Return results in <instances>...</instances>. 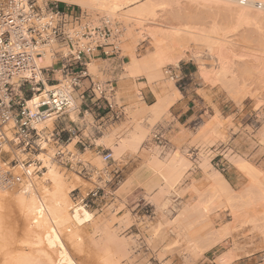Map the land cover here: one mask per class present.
Masks as SVG:
<instances>
[{
	"label": "bare ground",
	"instance_id": "1",
	"mask_svg": "<svg viewBox=\"0 0 264 264\" xmlns=\"http://www.w3.org/2000/svg\"><path fill=\"white\" fill-rule=\"evenodd\" d=\"M38 1L39 3L56 1L59 3L75 5L81 9L107 11V18L109 19H114L115 16L120 15V13L118 14L119 11L128 8V11L121 14L126 20L136 22L137 25H135L139 28L137 29L139 32H135H138L137 35L139 40L142 38L144 39V35L147 33L155 46V50L150 54H146L142 59L136 58L134 54H131L129 74L130 76H144L153 83L157 79L163 77L162 68L164 66L170 64L175 66L179 65V63L187 56V52L191 48V43H200V45H202L201 43L203 42L206 46L209 45L210 49H212L211 54L215 57L216 62V65H214L215 67L213 66L214 72L213 70H209L210 72L212 71V73H210L206 69V71L202 70V75L204 73L207 76L208 72L212 74L210 76L208 73L209 76H207V78L209 80L212 78L211 80L213 84L221 83L222 85L223 83H231L230 85L235 86L234 88L241 91L243 89L241 86L246 85L245 83L248 81L247 76L251 74L252 68L257 67L254 62L264 64V58L258 55H253L254 59L248 61L241 60L238 62L232 60L229 55L231 52L227 49V47L237 48V46L239 49V45L244 43L242 41H255L261 47H264V0H212L213 3L210 1V4L217 5L220 12L229 16V19H227L229 21L225 19L227 15L219 13L221 19L222 16H225L224 19L227 23L225 21L221 22L222 20H220V22H218L219 20H217V22L213 21L217 19L213 18V22L211 23L210 20L208 25L202 24L205 23L204 20L202 23H200L201 21L198 23H196L197 20L194 21L196 14H192L191 11L193 8L179 7L180 2H177L178 0L174 3H169L163 0L164 2L161 4L159 3V6H166L161 12L165 13L163 16L167 15V17H170V19H168L169 17H165L166 20L168 19L171 21V19H174L175 21L181 19V21H186V23H183L180 27L176 26L168 29H165L164 27H162L163 29H160L159 26H162L160 23L154 29L151 26L146 28L148 27L146 23L148 24L149 22V25H157V22L155 23L154 20L158 11L156 9L159 6L156 8L157 4L155 5L153 3L156 0ZM195 2L197 3L198 1ZM203 2L205 3V1ZM205 5H208V7L210 6L209 4ZM213 5H211V7H213ZM202 6H200V8ZM189 9L191 10L189 11ZM199 10L195 9V11ZM202 11L200 10L201 14ZM198 14L201 15L200 13ZM160 20L162 21L164 19ZM128 23L131 24L130 22ZM206 23L208 22L206 21ZM132 27L134 28V25H132ZM131 31H133V29ZM229 34L231 40L232 38H234V40L228 41L230 39L228 38ZM134 39L138 40L137 36ZM241 39L244 40L241 41ZM137 42L138 41L135 43ZM131 50L133 49L131 48ZM230 50L233 51V49ZM189 51L191 53V50ZM262 52H264V50H262ZM199 54L200 53L196 51L193 55L196 59L204 55L200 54V56ZM235 56L238 57V55ZM242 57L245 56L242 55ZM51 62L52 59L48 52L45 64L50 65ZM205 65L207 64H203V66ZM89 67L94 72L97 70V63L93 60ZM229 75H232L230 77L231 79L229 78ZM136 76L133 77L135 78ZM126 77L129 76L126 75ZM205 78L204 80L207 79ZM131 82L123 81L119 84V91L128 97L133 94L134 87ZM171 85L173 86V83H170L167 87L169 88L170 86L171 88ZM47 87L50 88L51 85L47 84ZM44 94L45 93L41 96L36 94L32 101L39 100ZM254 94L255 93L248 92L246 97L250 95L253 98L256 96ZM180 95V92L172 90V88L161 89V91L156 92L157 103L152 107H148L151 116H153L152 118L158 117L160 114L162 115L165 111L167 112L173 103L176 104L177 100H179L180 97L182 98ZM205 98L208 97L206 96ZM256 100L261 101L260 98L259 100ZM255 104L258 105L256 102ZM146 109L147 106L143 105L141 110L146 111ZM76 113L77 111H73L71 114V118L74 120H77L76 115L78 114ZM217 118H219V116H213L209 122H202L203 124L200 129H203L202 131L208 130V127L215 124V119ZM12 126L13 122L4 125L7 142L3 145L2 153L0 155V264H124L125 260H129L128 241L125 238H120L116 230L110 228L108 221H105L107 226L106 230H101L97 226L95 230L86 231L80 225L79 220L74 216V201L71 193L76 189H74L69 182L68 178L70 176L61 169L62 166L59 165L56 158V150L54 147L48 146V150L40 155H30L20 149H16L12 146V140L14 138L13 131L11 130ZM36 127L40 130L46 129L47 131H50L54 127V120L39 123ZM135 129V132L132 134L130 133V137H127L122 141L120 140L121 142L117 145L113 142L114 133H108L99 140L100 142L102 141L105 143V145L107 144L108 147L113 148L115 154H121L126 148L137 153L144 143L147 131L140 126ZM202 131L200 133H202ZM74 143L75 141L70 143L67 151L70 150L72 146H75L73 145ZM157 148L159 147L157 146L156 149ZM90 153L91 152L85 154L80 153L82 160L83 157L89 160ZM157 154L151 152L148 164L151 168L155 170L157 169L156 171L160 172V178L162 179L159 180L166 182L167 188H172L183 179L185 172L188 171L189 161L178 152L170 156L168 159L166 158L167 160H161L159 154ZM32 158L40 161L42 167H35V165L26 167ZM77 158H74L73 160L76 159V161H78ZM10 162H16L19 165L17 168H13ZM235 162L239 171H242V174L245 173V177L249 179V183L247 182L249 186H245L247 188L244 187L239 192L234 191L231 189L228 180L222 174H218V171L211 174L209 173L206 174L204 180L199 181L194 179L191 185L188 186L187 191H190L191 194H193V197L192 199L190 198L191 200L189 199L190 202L188 203V206L186 205V208L201 210L206 213L207 219L210 222H213L216 218L213 212L216 213L220 208L229 207L232 209V215L236 222L243 224L242 226H246L248 223L249 226H251L250 224H253L252 226L255 228L253 230L258 229L262 236L264 235V172L254 167L251 163H247L244 159H238ZM96 163L97 166L102 163L99 157L96 158ZM208 165L210 167L209 163ZM202 167H206L205 163L202 164ZM204 168H202V170ZM76 176L79 177L78 174ZM11 177L16 179L14 183L10 182ZM157 183L158 180L154 179L147 185L151 187ZM123 206L118 207V210L119 208L122 209ZM124 207L126 208V206ZM184 212L186 213V211ZM184 212L180 214V217L178 216L179 222L184 219V215H182L185 214ZM113 216L115 215L113 214ZM128 216V214H125L124 222L126 223H129L130 221L129 218L131 216ZM113 219L116 220L115 217ZM227 225L231 224L229 223ZM227 227L228 226H224L223 229H219L220 232L223 230L221 234L216 233V237L213 240V245L215 247L226 239L225 236H229L231 226H229V228ZM226 244L227 243L224 245ZM234 254V249H229L223 253L221 259L224 261V264H229L234 260Z\"/></svg>",
	"mask_w": 264,
	"mask_h": 264
},
{
	"label": "rangeland",
	"instance_id": "2",
	"mask_svg": "<svg viewBox=\"0 0 264 264\" xmlns=\"http://www.w3.org/2000/svg\"><path fill=\"white\" fill-rule=\"evenodd\" d=\"M164 1L174 3L177 0ZM164 1L156 0L153 3L155 5L157 4V8V6H159ZM195 1L198 2L196 3ZM203 1H205V3ZM210 1L211 3H213L212 0H194V2L193 0H178L177 2H180L179 7L193 8L191 12L193 15L196 14V18L194 20H197L196 23L200 21V23H202L203 20L205 23L202 24L205 25H208L210 23V20L211 23L213 21L217 22V20H219L218 22L222 20L221 22L225 21L227 23V21H229L227 20L229 19V16L225 13L220 12L219 7L217 5L210 4ZM46 2L57 3L60 6L64 4V9L70 8L74 9L75 11H82L85 15H87L88 18L96 23L102 17H108L107 11L81 9L75 5L59 3L56 1ZM205 4H209L210 6L208 7V5ZM199 5L202 7L200 8ZM211 5H213V7H211ZM165 7L166 6H159L156 9L158 11L154 21L155 23L157 22V25H149V22L148 24L146 23V25L148 26L146 28H149L151 26L154 29L160 23L162 24V26H159L160 29L162 27L168 29L176 26L180 27L183 23H186L185 20L181 21V19L175 21L174 19H171V21L168 20L170 19V17L168 16V18L167 15L163 16L165 13H161L163 8ZM124 9L119 11L118 14L120 13V15H122L121 13L124 14V12L128 11V8ZM195 9H200L204 12L202 11L201 14L200 10L195 11ZM190 10L191 9H189V11ZM159 12L161 13V15ZM198 13H200L201 15H199ZM219 13H222V15H227L228 17L224 16L227 21L223 16L221 19V15H219ZM119 16H115L114 19L111 18L112 20H114V22L119 24L121 34L115 43L118 49L121 50L122 58L125 62L122 66L120 76L115 80V83L117 84L116 102L118 103V105L124 106L126 111V119L122 122L110 125L109 127H107V129L103 130L101 134L96 135L97 141L95 143L99 147V149H90L84 152L78 146H72L70 150H66L67 152L72 153V155H75L74 158H80H77L78 161H81L82 165L87 167L88 170L91 171L90 176H87L85 172L81 173L83 166L77 165L76 159L73 160L74 158L72 160L74 162L76 161V164L72 162V164L65 165L59 162V165L62 166L61 169L70 176L68 178L70 184L74 187V189H76L71 193L72 199L74 201V216L79 220L80 225L86 231L95 230L97 226L101 230H106L107 226L105 221H108L110 228L112 230H116L120 238H125L128 241L130 259L125 260L124 264H224L221 256L229 249H234V255L236 257H234V260H232L229 264H264V235L261 236V232H259L258 229L253 230L255 229L252 226L253 224H250L251 226H249L248 223L246 226H242L243 224L236 222L232 215L231 208H220L216 213L213 212L216 217L213 222H210L207 219L206 213L202 212L201 210H196L195 208L188 209V207L186 208V205L188 206V203L190 202L189 199H192L193 197V194H191L190 191L188 192L187 188L188 186H190L194 179L202 181L206 177V174H211L218 171V174H222L228 180L232 190L239 192L245 186H249V179L245 177V173L242 174V171H239L235 162L236 160L244 159L247 163H251L254 167L256 166L264 172V161L258 163V160L261 159L264 153V64L254 62L257 67L252 68L251 74L247 76L248 81L245 83L246 85L241 86L243 88L241 91H238L237 88H234L235 86L230 85L231 83H223L222 85L221 83L213 84L211 80L212 78L209 77L211 78L210 81L207 76L212 73V71L210 72L209 70H213L214 72L213 66L216 65L215 57L211 54L212 49H210V46H206V44L202 42V45H200V43H191V48L189 50H191V53L193 54L197 51L201 55L204 54L205 56H201L199 54L201 56V59L197 58V60L195 56L188 50L187 56L179 63L178 66L172 64L164 66L162 68L163 77L157 79L156 81H154V83L150 82L146 77L141 75H139L141 77L136 75L130 76L129 73L131 65L129 64H131V54H134L136 58L142 59L146 54L152 53L155 50V46L147 33H145L144 39L142 38L139 40V37L137 35L139 32V30L137 29L139 28L136 27L137 24L135 21H128L124 18L123 15L120 17ZM165 17L168 18V21ZM159 18L164 20L161 21ZM213 18L217 19L212 21ZM206 21L208 23H206ZM128 22H130L131 24H129ZM132 25H134V28L132 27ZM131 27L134 33L133 31H131ZM136 36L138 40L134 39ZM228 38L230 39L227 40L230 41V34ZM133 39L135 40V42H138L135 43ZM232 40H234V38H232ZM242 40L244 39H241V41ZM242 42L244 43L240 44L242 47L239 45V49L238 46L237 48L227 47V49H229V51L231 52V54H229L228 51V54L230 55V58L232 60H236L238 62L241 60L248 61L250 59H254L253 55H258L264 58V52H262V50H264V47H261L255 41ZM134 47L136 50L134 49ZM131 48L133 50H131ZM230 49H233V51ZM235 55H238V57H236ZM242 55H244L245 57H242ZM203 64H207L205 65L206 67L203 66ZM181 68L186 71V73L191 75H189L187 79L177 82V79L173 78V74H171V72L173 73L175 70H180ZM89 69L90 74L94 77L95 80H99L102 82L114 80V78H105L103 76V72L98 69V66L97 70L94 72L90 67ZM206 69L210 73L208 72L209 74L207 73V76L203 73V75H205L203 76L202 70L206 71ZM165 71H167L168 73ZM126 75L129 77H126ZM211 75L212 74H210V76ZM133 76L136 77L134 78ZM231 76L229 75V78ZM203 77H206L208 80L206 78L205 79L207 81L204 80ZM116 81L119 82V84L123 81H132L131 83L134 87L133 94L130 97L123 95V93L119 91V84ZM188 81L196 83L194 87L198 89V95H201L204 98L207 96L208 98H205L206 100H210L212 96L220 98V104H231L236 107L238 111L244 110L246 107H250L251 105H253V108L255 106L254 109L257 108L256 110H258V115L254 119L249 121V124H252L251 127H248L247 125L243 127L240 122L233 121L232 118L227 117V114H222L218 106H213L211 104L215 110L214 116H219V118L215 119V124L211 127H208V130L202 131L203 129L200 128L202 127L203 123L209 122L212 119V116L209 113L205 118L201 117L198 121L193 123L194 131L189 133L188 136H186L185 134V129L188 127L177 124L175 129H171L173 131L171 133L169 132L166 136L172 146L170 150L163 151L160 147L156 149V147L158 146L156 144L150 147L146 146L145 143L151 138L152 132L154 131L155 127L159 124H171L173 117L170 113V108L167 112L165 111L164 113H162V115L160 114V116L155 118H152L153 116H151V112L150 109H148V106L146 111H142L141 109L144 104L142 101L141 92L146 89L151 90L153 88L151 91L153 93L155 92L154 96L157 99L156 92L161 91V89L164 90L172 88V90L180 92L184 90L186 86L185 83ZM167 82H170L171 84L173 83V86L171 85V88L170 86L168 88L167 86L170 83L168 84ZM248 92L255 93L254 95L256 96L253 98L250 95V97H246V94ZM259 98L261 99V101L259 100ZM256 99H258L260 103H262L260 104ZM255 102L259 104L256 105ZM151 120H153L154 122ZM90 121L92 122L91 118ZM139 126L143 127L147 131V136L140 148L141 151L139 150L137 151V153L133 152L129 148H126L123 150L125 152L122 151L123 153L121 152V154H115V150L113 152V148L108 147L107 144L105 145V143H103L102 141L100 142L101 138H103L104 135L108 133H114L113 142L115 143V145H117L123 139L130 137V133L132 134L133 132H135V128ZM201 131L202 133H200ZM88 133L90 132H86V135ZM74 141L76 143L77 139H74L72 142ZM75 143L73 145H75ZM220 145H229L233 149V152L229 151L230 155L227 156L229 166L232 167V170L230 171V177L222 170L221 164L223 162L221 161V158L212 161L214 154H211L210 150L212 147L216 148ZM245 145H249L251 148L260 146V151L258 154L251 157L249 156L248 152L239 151ZM103 147L104 149H108V151L112 152L113 161L109 163H105L103 161L102 155L99 153L101 152ZM194 149L198 150L197 159H193V155L191 153V151ZM87 152H91L89 160L84 157L82 160V156L80 155V153L85 154ZM151 152H155L156 154L158 153L161 160H167L170 156L178 152L181 156H183L184 158L186 157V159L189 161L188 171L185 172L183 179L174 187L167 188V183L159 180L162 179L160 178V172L156 171L157 169L155 170L151 168V166H149L148 160L149 157H151ZM97 157H99L102 162L100 165L98 164V166L96 163ZM124 158H127V160H124ZM128 160H131L133 162V165L127 166L129 167V171L127 172L126 161ZM203 162L205 163L207 168L202 167V164H204ZM114 163L118 164L117 169L123 170V172L121 171L122 182L116 190V200L114 202H110V200H108L107 203L103 202L100 207H98L100 204V199L98 200V202H96L95 205L92 204L89 205V207L83 206L80 203V199L85 197L90 191L95 189L97 185L103 186L105 181L110 179V173L116 169L115 166L112 167L110 164ZM208 163L210 164V167ZM10 164L13 168H17L19 165L16 162H10ZM34 165L35 167H42L40 161L36 160L35 158H32L26 167ZM202 168H204V171L202 170ZM194 172H197V174L192 175V173ZM77 174L79 175V177L76 176ZM154 179L158 180L157 184H154L151 187L147 185ZM15 181L16 179L14 177L10 178L11 183H14ZM73 194L79 196L80 199L75 201L73 198ZM130 198L132 199L130 200ZM144 201L149 202L153 206V216L150 219L144 217L146 213L145 209L143 208ZM123 205L126 206V208ZM120 206L123 207L122 209L119 208V211L118 207ZM101 207L102 211L99 210V208ZM117 210L119 211V213ZM184 211H186V213ZM182 212L185 213L182 214L184 215V221L181 220L182 222H179L178 219ZM113 214L115 216H113ZM125 214H128V217L131 216L129 218V223L124 222ZM114 217L116 218V220L113 219ZM229 223L231 225H227ZM224 226H228L227 228L231 226L229 230V236H225L226 239H224L221 244L215 247L213 245V240L216 237V233L221 234L223 232V230L222 232H220L219 229H223ZM225 243L227 244L224 245Z\"/></svg>",
	"mask_w": 264,
	"mask_h": 264
},
{
	"label": "built area",
	"instance_id": "3",
	"mask_svg": "<svg viewBox=\"0 0 264 264\" xmlns=\"http://www.w3.org/2000/svg\"><path fill=\"white\" fill-rule=\"evenodd\" d=\"M120 34L119 24L107 17L96 23L82 11L62 9L57 3L0 0V155L7 142L4 125L9 122H13L12 146L30 155H40L48 146L54 147L58 162L69 165L74 155L66 150L74 139H77L75 146L84 152L99 149L94 140L96 135L120 121L126 113L124 106L116 102L115 81L94 80L89 64L98 52L108 55L119 50L115 42ZM48 52L50 65L45 64ZM43 93L39 100L32 101L36 94ZM89 101L98 111L105 112V121L92 132L94 137L81 135L70 116L82 107L86 108V114ZM49 120H54L51 131L36 127ZM170 131L171 124H159L146 146L156 144L163 151L169 150L171 143L166 136ZM210 151L214 154L212 161L222 159L224 171L229 166L227 156L233 152L232 147L220 145ZM99 153L105 163L113 161L111 151ZM191 153L197 159L198 150ZM77 165L83 166L81 161ZM83 172L90 176L87 167L83 166ZM110 174L103 186L97 185L81 199L73 194L74 200L80 199L85 207L95 205L99 199L98 207L108 200L114 202L122 182L121 171L117 169ZM152 207L144 201V217L153 216Z\"/></svg>",
	"mask_w": 264,
	"mask_h": 264
},
{
	"label": "crops",
	"instance_id": "4",
	"mask_svg": "<svg viewBox=\"0 0 264 264\" xmlns=\"http://www.w3.org/2000/svg\"><path fill=\"white\" fill-rule=\"evenodd\" d=\"M95 61L97 63L98 69H100L103 72V76L105 78H114L113 81L116 80L120 76L121 69L124 62V59L122 58V52L121 50H116V51H110L108 55H105L103 51L98 52L96 54V57L92 59V61ZM91 61V62H92ZM90 65V64H89ZM90 72V69H89ZM174 79L176 78L177 81L180 79H187L189 75L184 71L182 68L180 70H175L173 73ZM92 76V75H91ZM94 79V77L92 76ZM95 80V79H94ZM99 81V80H97ZM111 81V80H108ZM117 82V81H116ZM119 84V82H117ZM88 84V82H86ZM186 86L184 90L180 91L182 98L177 100L176 104L173 103V105L170 107V113L172 114V122H171V129H175L176 125L179 124L181 126L188 127L185 129V134L186 136L189 135L192 131H194L193 128V123L198 121L201 117H206L207 114L209 113L212 117L215 115V110L213 106H218L220 108V112L223 114H227V117H230L233 119V121L240 122L241 125L244 127L247 125L248 127H251L252 124H249V121L254 119L258 115V110H255L253 108V105L250 107H246L244 110L238 111L236 107L233 105H222L220 98H216L214 96L211 97L210 100H206L203 96L198 95L197 93V88L194 87L196 84L195 82H186ZM142 95V101L143 104L152 107L157 103V99L154 96V93L150 89H146L143 92H141ZM94 100H92V103ZM90 101L88 102L89 109L87 113H84V110L86 108L82 107L79 112H77L76 117L77 120L74 121L76 122L77 126L79 127L81 131V135H86V132H90L87 134V136H93V131L96 129L100 124L105 121V117L103 115L105 112H100L96 109L95 105H93ZM213 106H212V105ZM125 111V110H124ZM126 113V111H125ZM244 116V117H243ZM90 118L92 119V122L90 121ZM126 119V115L118 122H122L123 120ZM188 130V131H187ZM173 130L170 131V133ZM97 141L96 139H94ZM172 148L170 146L169 150ZM94 150H97L94 149ZM102 150H108V149H103ZM239 151L242 152H248L249 156L253 157L256 154L259 153L260 151V146H256L254 148H251L249 145H245L242 147ZM124 160H127V158H124ZM264 161V153L261 157L260 160H258V163ZM126 171H129L128 165H133V162L131 160L126 161ZM112 167L115 166L117 170L118 164H110ZM256 167V166H255ZM257 168V167H256ZM259 169V168H258ZM123 172L122 169H118ZM232 170V167L228 166L224 172L227 173L230 177V171ZM260 170V169H259ZM262 171V170H260ZM197 174V172L192 173V175ZM231 179V178H230ZM232 180V179H231ZM191 185V184H190ZM232 189V188H231ZM132 198H130L131 200Z\"/></svg>",
	"mask_w": 264,
	"mask_h": 264
},
{
	"label": "trees",
	"instance_id": "5",
	"mask_svg": "<svg viewBox=\"0 0 264 264\" xmlns=\"http://www.w3.org/2000/svg\"><path fill=\"white\" fill-rule=\"evenodd\" d=\"M60 7L63 9L64 8V4H62Z\"/></svg>",
	"mask_w": 264,
	"mask_h": 264
}]
</instances>
